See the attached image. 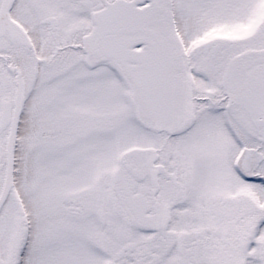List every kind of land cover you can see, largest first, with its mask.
Segmentation results:
<instances>
[{"label":"snow or ice","instance_id":"1","mask_svg":"<svg viewBox=\"0 0 264 264\" xmlns=\"http://www.w3.org/2000/svg\"><path fill=\"white\" fill-rule=\"evenodd\" d=\"M0 264H264V0H0Z\"/></svg>","mask_w":264,"mask_h":264}]
</instances>
